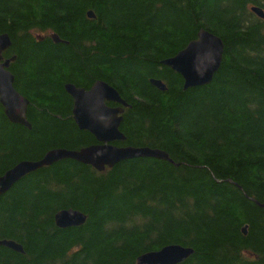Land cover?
Wrapping results in <instances>:
<instances>
[{"label": "trees", "instance_id": "1", "mask_svg": "<svg viewBox=\"0 0 264 264\" xmlns=\"http://www.w3.org/2000/svg\"><path fill=\"white\" fill-rule=\"evenodd\" d=\"M253 7L264 13V0H0L3 55L31 125L0 105V176L97 144L74 123L67 84L113 87L128 105L114 145L168 156L102 172L62 160L24 176L0 196V242L23 252L0 246V264H136L171 245L193 251L181 264H264V17ZM201 30L223 59L210 84L184 90L162 63ZM69 209L86 221L59 229Z\"/></svg>", "mask_w": 264, "mask_h": 264}, {"label": "water", "instance_id": "2", "mask_svg": "<svg viewBox=\"0 0 264 264\" xmlns=\"http://www.w3.org/2000/svg\"><path fill=\"white\" fill-rule=\"evenodd\" d=\"M251 11L261 19L264 17L263 11L258 7H253ZM87 16L90 19L93 18L91 12ZM36 38L38 41L41 40L39 36ZM50 38L56 44L62 43L56 35H51ZM10 47L9 36L0 35V105L11 124L31 129L27 121L29 102L15 90L14 77L9 71L10 63L15 58L4 59L2 56ZM223 55V42L217 36L201 30L195 40L162 64L177 73L183 80V89L188 90L210 84L220 68ZM150 83L157 90L166 91L161 81L151 80ZM64 89L72 99L74 123L79 130L93 136L97 144L77 151L54 149L46 152L39 161L19 162L0 176V196L8 192L24 176L62 160H73L90 166L98 172L137 158L168 160V156L159 150L118 147L113 144L126 140L120 132V125L124 109L128 107L113 87L105 82L96 81L88 90L77 88L72 84L65 85ZM107 103L115 106L110 107ZM85 221V215L73 209L61 210L54 216L55 225L59 229L80 227ZM242 233L245 235L246 229ZM0 246L19 254L23 252L22 247L13 241H1ZM192 253L191 249L171 245L139 256L136 264H181Z\"/></svg>", "mask_w": 264, "mask_h": 264}, {"label": "flooded vegetation", "instance_id": "3", "mask_svg": "<svg viewBox=\"0 0 264 264\" xmlns=\"http://www.w3.org/2000/svg\"><path fill=\"white\" fill-rule=\"evenodd\" d=\"M43 41V38L40 40V41H38V42H42ZM4 54V53H3ZM2 54V56H3V58H4V55ZM5 59V58H4ZM10 67V66H9ZM10 71V70H9Z\"/></svg>", "mask_w": 264, "mask_h": 264}]
</instances>
